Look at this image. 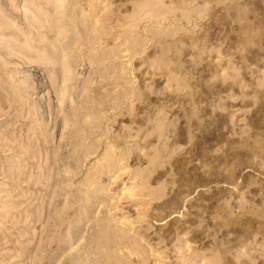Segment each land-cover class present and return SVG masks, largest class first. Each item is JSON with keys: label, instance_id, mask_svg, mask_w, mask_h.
<instances>
[{"label": "rangeland", "instance_id": "374dc122", "mask_svg": "<svg viewBox=\"0 0 264 264\" xmlns=\"http://www.w3.org/2000/svg\"><path fill=\"white\" fill-rule=\"evenodd\" d=\"M247 139L264 0H0V264H264Z\"/></svg>", "mask_w": 264, "mask_h": 264}, {"label": "bare ground", "instance_id": "6f19581e", "mask_svg": "<svg viewBox=\"0 0 264 264\" xmlns=\"http://www.w3.org/2000/svg\"><path fill=\"white\" fill-rule=\"evenodd\" d=\"M68 2H69V0H53V4L55 5L56 9H61V8L65 7V5ZM248 140L249 139H247L245 141V143L244 142L243 143H235L234 141L229 142L230 145L231 144L232 145H236V147L231 148V150L233 151V156L236 157L235 159H238V163H241V160H240V157H239L240 154H246L245 156H252L254 158H259L260 157L264 161V146H262L260 143L257 144L258 143V139L253 140L251 143H249ZM248 145H252V146L249 148ZM243 147H245L246 149L249 148V150L251 151V155H250V153H248L247 150H244V151L240 152L239 149H242ZM205 156H207L206 152H205ZM227 162L228 161H225V164H227ZM211 174H216V170L212 169L211 172H210V176H211ZM230 185H232V186L235 185L234 179H232L230 181ZM260 191L264 195V187L263 186L260 187ZM261 204L264 205V197H262ZM263 213H264V209H261V207L255 208V209L252 210V212L249 213V214L254 215L255 217H259V218L262 219V223L263 224L260 225V230H261L260 233L259 232H254L252 230L251 222L253 220H251L250 223H247V222H244L242 220V218L239 217L238 220L236 221L237 222L236 224L238 225L239 228L243 229L244 232H246V233L248 232L251 235L253 234V236H256V234H261V239L264 241V214ZM230 215H234V212H230ZM246 225H248V228L245 229ZM229 226H231V225H229ZM258 230L259 229L257 228V231ZM244 247H246L245 244H242V243L239 244V248L243 249ZM245 253L249 254V252H247V251H245ZM221 254L223 255V258L225 259L226 258V254H227L226 251H222Z\"/></svg>", "mask_w": 264, "mask_h": 264}]
</instances>
